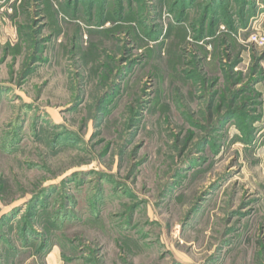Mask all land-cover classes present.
Returning a JSON list of instances; mask_svg holds the SVG:
<instances>
[{"label": "rangeland", "instance_id": "1", "mask_svg": "<svg viewBox=\"0 0 264 264\" xmlns=\"http://www.w3.org/2000/svg\"><path fill=\"white\" fill-rule=\"evenodd\" d=\"M254 28L264 0H0V264H264Z\"/></svg>", "mask_w": 264, "mask_h": 264}, {"label": "built area", "instance_id": "2", "mask_svg": "<svg viewBox=\"0 0 264 264\" xmlns=\"http://www.w3.org/2000/svg\"><path fill=\"white\" fill-rule=\"evenodd\" d=\"M249 42L257 45L264 51V31L254 28V31L249 35Z\"/></svg>", "mask_w": 264, "mask_h": 264}, {"label": "trees", "instance_id": "3", "mask_svg": "<svg viewBox=\"0 0 264 264\" xmlns=\"http://www.w3.org/2000/svg\"><path fill=\"white\" fill-rule=\"evenodd\" d=\"M204 20H205V19H204ZM204 20H203V21H204ZM211 24H212V23H211Z\"/></svg>", "mask_w": 264, "mask_h": 264}]
</instances>
